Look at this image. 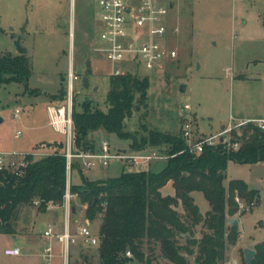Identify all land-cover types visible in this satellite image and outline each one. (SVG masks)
I'll use <instances>...</instances> for the list:
<instances>
[{"label":"rangeland","instance_id":"374dc122","mask_svg":"<svg viewBox=\"0 0 264 264\" xmlns=\"http://www.w3.org/2000/svg\"><path fill=\"white\" fill-rule=\"evenodd\" d=\"M169 9L167 20L179 26L170 35L171 45L178 51V59L169 63L162 73L146 69L135 70L150 80L147 105L137 106L126 119L124 131L132 133L121 137L100 128L91 133L96 148L107 139L112 160L107 166L84 171L85 178L102 180L116 177L123 171H150L160 173L168 165V148L132 147L136 136L147 137L151 130L180 133L183 122L180 109L191 105L197 135L218 139L231 122L264 120V0H158ZM2 29V30H1ZM103 31L98 0H0V55L19 54L12 35L22 34V45L28 48L32 73L28 84L0 82V152L32 154L40 157L53 150L41 143L63 141L67 136L49 125L47 106L61 104L68 89V72L73 66L81 79L75 81L74 98L78 109L86 99L93 108L106 110L107 93L113 64L103 52L96 51ZM91 74H86L87 62ZM121 65V64H120ZM123 66V65H121ZM89 86L86 87L84 78ZM65 96V95H64ZM17 110L19 113L17 115ZM20 132L21 135L16 137ZM152 153L153 157L147 159ZM143 158L139 165L129 159ZM73 184H81L77 169L72 173ZM244 180L249 189L258 190L260 200L240 198L245 209L230 220L237 219L238 240L229 244L222 264H247L244 250H255L264 241V161L257 163L228 162L224 184ZM163 191L175 195L176 189L168 182ZM202 213L211 206L200 191L192 193ZM84 204L73 201L76 212L72 220L84 223L87 219ZM181 210V207H180ZM67 210L55 205L45 211L38 206L22 208L13 233H0V264H45L41 253L47 241L34 242L50 225L56 233L64 231ZM99 220L90 229L99 235ZM205 228L198 226L195 236L200 239ZM44 238V237H43ZM180 242L185 244L184 238ZM20 246L29 256L14 257L4 254L6 246ZM58 249L59 244L55 241ZM146 255L157 264H172L162 256L159 247H145ZM99 246L88 247L80 240L71 247L72 264L91 262L100 264ZM191 264H198L197 254L187 255ZM130 264H144L137 260Z\"/></svg>","mask_w":264,"mask_h":264},{"label":"trees","instance_id":"16d2710c","mask_svg":"<svg viewBox=\"0 0 264 264\" xmlns=\"http://www.w3.org/2000/svg\"><path fill=\"white\" fill-rule=\"evenodd\" d=\"M31 73L27 55H0V82L28 84ZM150 83L147 76L134 73L111 75L106 110L93 108V101L88 99L83 101L80 110L74 98L76 148L96 149L91 133L100 128L121 137L131 136L132 133L124 131L125 121L137 106L147 105ZM64 95L61 104L66 100L67 91ZM183 133L181 128L177 134L151 130L140 140L133 136L135 149L168 148V165L160 173L123 171L116 177L91 180L85 178L79 161L73 163L72 173L77 169L82 183L75 185L71 179V191L78 193L80 201L87 205V218L93 223L99 220L100 264H130L134 260L157 264L146 255L147 245L152 250L159 247L162 256L172 264H191L185 253L197 254L198 264H222L228 245L237 242V225L227 223L228 216L238 211L236 195L251 202L259 201L260 194L258 190L249 189L241 179L231 180L226 187V170L230 160L264 161V131L254 122L241 124L232 130L233 139L241 142L238 149L220 142L215 146L206 145L200 154L190 151ZM43 145L53 151L40 157L29 154V165L22 174L0 169V233H13L22 208L35 205L36 200L41 201L38 207L43 211L48 203L61 206L64 202L68 178L66 144L54 141L40 144ZM170 181L176 193L164 195L162 188ZM194 191L202 192L207 198L211 208L206 214L196 204ZM200 224L205 230L198 239L195 232ZM180 238L186 243L182 244ZM255 250L252 264H264V241L258 243ZM128 251L131 257L127 256Z\"/></svg>","mask_w":264,"mask_h":264},{"label":"built area","instance_id":"2783aa9c","mask_svg":"<svg viewBox=\"0 0 264 264\" xmlns=\"http://www.w3.org/2000/svg\"><path fill=\"white\" fill-rule=\"evenodd\" d=\"M101 9V21L103 31L101 40L103 43L96 47V51L103 52L107 58L115 64L112 75H122L134 73L137 69H146L162 73L167 69L169 63L173 64L179 56L178 51L170 43V35L179 31V26L170 25L167 17L169 15V6L162 5L158 0H98ZM123 66H121V65ZM81 79V76L75 72L73 66L68 72V89L64 103L47 106L49 115V125L55 131L67 136L66 143V161L67 162V186L64 195V202L61 206L67 210L64 231L56 233L51 225L44 231L43 235L47 239L41 257L45 264H72L71 247L79 244L99 246V235H96L90 229L92 222L87 218L84 223L75 220L73 223L72 215L73 201L79 198L78 193L71 191L72 166L75 161H79L83 171L90 170L98 166H107L112 160L110 155V144L105 139L101 146L96 149L79 150L76 148L75 125L73 119L75 81ZM190 104H185L180 109V116L183 122L182 131L190 151L200 154L204 147L215 146L218 143H226L228 148L238 149L239 140H234L232 130L241 124L254 122L256 126L264 131V120L254 121L245 120L237 123L231 122L224 128L218 139L212 137L199 136L196 133L194 119L189 114ZM19 110H17V115ZM21 135L20 132L16 137ZM223 140L221 141V138ZM29 154L18 153L16 151L0 152V169H8L17 175L23 173V170L29 165ZM152 153L147 159L153 157ZM145 160L143 158L129 159L130 163L139 165ZM240 203L241 209H245L240 198L236 197ZM40 200L34 201L35 206H39ZM55 206L48 203L47 209ZM85 212L87 205H83ZM76 208V207H75ZM55 241L59 244L57 249ZM4 253L9 256L22 255L20 247H7ZM127 256L132 253L128 251Z\"/></svg>","mask_w":264,"mask_h":264},{"label":"water","instance_id":"95a60500","mask_svg":"<svg viewBox=\"0 0 264 264\" xmlns=\"http://www.w3.org/2000/svg\"><path fill=\"white\" fill-rule=\"evenodd\" d=\"M11 37L14 40V43H15L17 49H18L19 54H28V52H29L28 48H26V47H24L22 45V35H12ZM87 64H88L87 65L88 69L86 71V74H91L92 73L91 62L88 61ZM84 80H85L84 81L85 86L88 87L89 86L88 78L85 77ZM89 101H90V99H89ZM222 140H223V137L221 138V141ZM75 210L76 209L73 208V211H75ZM238 222L239 221L237 219H235V218L230 220V224L233 225V226L238 225ZM6 226H7V228L9 230L12 229L10 223H7ZM187 237H188V235H187ZM244 253H245V259H246L247 264H252L253 258H254L255 254H256V250L251 249V248H246L244 250Z\"/></svg>","mask_w":264,"mask_h":264},{"label":"crops","instance_id":"0c3cea01","mask_svg":"<svg viewBox=\"0 0 264 264\" xmlns=\"http://www.w3.org/2000/svg\"><path fill=\"white\" fill-rule=\"evenodd\" d=\"M170 6L173 7V4H170ZM20 35H22V34H20ZM22 39H23V37H22ZM180 114H181V113H180ZM48 123H49V121H48ZM195 125H196V124H195ZM196 131H198L197 128H196ZM170 182H172V181H170ZM172 183H173V182H172ZM163 189H164V187L162 188V192H163V194H164V195H169V194H165V192L163 191ZM74 208H75V207H74ZM75 209H76V208H75ZM73 223H75V220H74ZM92 224H93V222H92ZM45 230H46V229H45ZM45 230H44V231H45ZM43 233H44V232H41V233H40V237H37L36 235H35V236L32 235V240H33L34 242H38V241H39L40 243H43L44 241H47V239H46V237H44ZM43 237H44V238H43ZM7 247H20V246H11V245H8V246H6V248H7ZM6 248H5V249H6ZM22 252H23L22 255L14 256V257H17V258H18V257H21V256H22V257L29 256V253L27 252V250H24V249L22 248ZM4 254H5V253H4ZM8 256H9V255H8Z\"/></svg>","mask_w":264,"mask_h":264}]
</instances>
